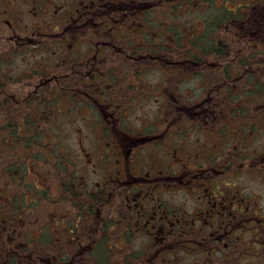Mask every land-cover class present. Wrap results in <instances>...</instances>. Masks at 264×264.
Listing matches in <instances>:
<instances>
[{
    "label": "flooded vegetation",
    "instance_id": "flooded-vegetation-1",
    "mask_svg": "<svg viewBox=\"0 0 264 264\" xmlns=\"http://www.w3.org/2000/svg\"><path fill=\"white\" fill-rule=\"evenodd\" d=\"M151 1L0 0V6L2 9L5 8L6 12L4 19L0 14V59L10 53L12 55L17 52L38 50L47 45L52 49L54 44H62L64 54L60 53L75 58L73 67L78 65L91 69L87 72L88 78L85 77L88 84L80 93L86 102L92 104L89 107L92 110L91 116H94L95 110H101L102 121L96 128L105 136L103 139L106 144L108 145L107 139L111 141L118 139V146L122 149V139H126L127 144L128 140L132 143L129 150L124 153L123 170L120 168L115 172L110 170L111 167L117 166L114 163L123 164L121 160H117L118 162L115 160V151H105L106 155L113 157L111 160L114 162L110 165H107V162L105 164V160H108L102 154V158H105L101 166L103 180L98 182L94 189L87 187L76 190L75 184L73 183V186L70 184V181L75 179L76 162L66 158L53 160L51 166L57 181L44 180L42 186H39L37 181L28 184L25 180L28 177L26 166L18 175L19 183L12 181L9 170L4 181L11 188L0 191V264H161L158 256L164 253L174 256L176 251L181 252L176 260L179 264L181 256H187L189 250L200 252L202 256H193V261L186 260L188 264H264V212L258 208L257 199L252 198L244 189L245 186H238L231 180L228 183H221L218 180L223 173L235 171L236 167L245 175V168L257 164L258 158L249 157L236 162L234 159L229 160L224 152H219L217 160L214 159L215 154H210L208 163L189 160L184 169L172 172L177 165L169 166L167 150L171 148L175 151L183 150V145L172 139L170 126L171 119L175 117L173 102L169 97L174 103L179 104L182 102L180 101L182 96L180 98L176 95L162 96L165 106H161L156 116H161L160 123L155 121L152 128L141 127L135 130L134 127L122 125L121 117L124 118V113L120 112L121 105H115L117 97H121L123 103L125 100L127 102L131 100L116 93L108 97L106 91L100 93L104 87L102 85L112 88L119 83L122 78L117 72L124 69L130 71L128 67L111 66L108 63L109 54L120 55L122 60L131 64V70L132 65L137 68L133 74H138L139 63L136 55L166 53L159 49L155 42L148 41L140 47L138 34L127 36L120 33L113 37L107 35L108 23L116 21L119 17L123 18L121 27L139 32V24L130 26L127 24L142 18L138 11L155 8L156 3H149ZM248 6L253 19L264 23V2L251 3ZM19 7L26 8L25 13L32 18V21L29 20L23 27L14 25L10 17L12 13L22 12ZM51 7H54L53 15L49 10ZM257 10L260 14H256ZM153 22L152 19L147 21V27L154 28ZM2 23L8 25L6 30L1 27ZM5 31H8V34ZM33 38L38 41L32 42ZM260 38L262 46L259 49L260 54L259 50L252 47L237 54L244 55V58L236 57V53L232 52L230 68L218 60L198 64L201 66L198 70L201 78L198 79V92L202 90L200 94L203 93L204 97L207 89L213 91L209 97L204 98L205 101L211 102H200L199 106L196 105L193 109L177 113L176 117L180 114V124L183 123L184 116H190L198 122L199 128L206 125L207 133L215 135L216 138L221 133L218 129L220 119L226 120L232 116L235 118L245 114L244 109L251 107L256 97L242 93L245 90L240 91L250 82L249 79L237 80L242 78H236V72L237 69L241 71V66H244L245 70L241 75L244 77V72L250 73L251 67L243 65L242 60H247L248 66L264 65L262 30ZM13 40L14 46L11 44ZM83 44H86L84 50L79 47ZM178 52L185 54L186 47L178 49ZM90 54L92 58L86 62H79V58L74 57ZM95 57L101 59V62H96ZM239 60L240 63H237ZM109 69H113L117 75L116 80L111 79L112 84L109 83ZM57 77L54 74L41 73L43 80L37 87L44 90L49 86L52 88ZM214 78L218 83L214 84L215 86L212 85ZM239 84H243V87ZM261 86H264V79ZM34 94L41 93L36 91ZM136 97L137 95L133 96ZM260 97L264 101V90ZM256 113H260V110ZM129 129L132 130L127 131ZM240 135L241 132L236 131L228 140L231 141ZM122 136L124 138H121ZM142 139L147 142L146 145L155 146L151 150L153 157L149 162L144 159L134 162L137 152L146 147L144 142H140ZM158 146H164L165 151L161 152L156 148ZM260 158L264 164V155ZM119 159L123 160V157ZM216 165L219 168H216ZM253 171L264 172V167L254 168ZM17 173L16 169L14 174ZM40 177L43 178L41 175ZM207 179L211 182L209 183ZM179 180L190 186L195 182L197 193L192 192L193 206L188 208L184 204L185 211L182 209V213L176 214V207L172 209L170 196L166 199V192L170 191L172 182ZM254 197L258 196L254 194ZM185 202L188 201L185 199ZM109 205L114 206L109 208ZM185 228L198 229L199 238L181 239L182 243L175 240L176 243L172 244L174 232L177 231L181 236ZM246 230H248L246 233L238 232ZM140 236L144 242H141ZM154 249L156 253L152 254ZM145 255L148 259L141 260Z\"/></svg>",
    "mask_w": 264,
    "mask_h": 264
},
{
    "label": "rangeland",
    "instance_id": "rangeland-1",
    "mask_svg": "<svg viewBox=\"0 0 264 264\" xmlns=\"http://www.w3.org/2000/svg\"><path fill=\"white\" fill-rule=\"evenodd\" d=\"M54 1L55 0H53V2ZM219 1L222 2V0ZM238 3L239 1L236 0L234 5L233 3L229 2L227 3L228 8H233L234 6L236 7ZM218 4L222 3L219 2ZM204 8L205 6L201 7V10H204ZM19 10H21L22 12L12 13L10 14V17L14 25L23 27L26 23H28L29 20L32 21V18H30L25 13L26 8L19 7ZM49 10L50 12L52 10L54 11V7H51ZM0 11V14L3 15L2 19H4V15H6L5 8L2 9V7L0 6ZM53 11L51 12V15H53ZM200 16L201 15L199 10L198 13H196L193 11V9H188L187 15H182L181 17L186 21L187 24L192 25L197 21V19L200 18ZM10 17L6 18L9 19ZM1 27L6 30L8 28V25L2 23ZM260 29L261 27L259 22H254L253 26H250L249 28V35L253 37L248 42H250L251 47L255 50H259L261 47V38L259 36ZM242 31L243 26L240 23L226 24L221 31L225 36V41H223L225 49L224 51L222 50V53L226 52L225 56L221 58L208 56L204 57L201 62L211 63L218 60L220 63L224 64V66H228L227 68H230L229 63L231 62L233 57L231 53L234 50V40L236 39L235 42L239 43H248L247 40H245L246 38L244 39ZM5 32L8 34V31ZM1 34H3V32ZM37 41L38 40L34 38L32 39V42ZM95 41H93L94 45ZM11 44H13V46L15 45L14 40ZM38 45L39 44H37V46ZM41 45H43V43H41ZM165 46L171 48L167 44H162L161 49ZM79 47H82V49L84 50L86 48V44H83V46ZM63 49L64 46L62 44H54L52 49H50L47 45L45 47H41V49L38 50H29L19 53L17 52L13 53L12 55L10 53V55L7 56L4 55L3 58L0 59V102L3 103L2 107H0V111L4 110L8 114H10L9 111L11 110L22 109V112L25 113L26 107L28 108L30 103L35 102L34 92L44 91L37 87V84H41L43 80V78H41V73L57 75V79L53 82L54 86L52 88L51 86L46 88L48 92L52 93L51 98L54 97V99L59 102V97H61L59 105H56L53 108L51 115H49L51 119L49 120L50 123L48 127L54 126L55 132L51 134L50 137L48 135L44 137V141H46V144H43V146L49 147V144L51 143V145L58 147L59 151H63L66 153V159L74 160L76 162L74 168L75 179H73V181H70V184L72 186L73 183L75 184L76 190H81L87 187L88 189H94L97 187L98 182L103 180V178L101 177V169H103V167L101 166L103 165L102 160L105 158H102V154L108 160H105V164L107 162V165H110L114 162V160H111L113 159V157H110V155H106L105 151H115V160H121V163L123 164L114 163L117 166L111 167L110 170L112 172H115L118 168L123 170L124 153L129 150L132 143L128 140L127 144L126 139H122L121 144L123 145V148L121 149L118 146V139L111 141L106 138L108 143L107 145L103 139V137L105 136L100 134L99 130L95 127L94 124V122L98 124L99 119H97V121H93V116L86 114L89 109L88 104L84 102V97L81 96L83 94H80V96H78L77 99L73 102H69V100L63 101L69 95L68 90L65 89L64 91V86H66L67 82V78L64 77V75L71 74L68 79L70 78L71 82L77 81V84H75V86L78 87L77 89L84 90L85 87H83V81L85 80L87 72L91 70L86 66L77 65L76 67H73L70 65H66L67 56L60 53L63 51ZM172 54L173 55L168 56L170 59L166 61L159 59V54L155 55V58L157 57V60L151 59V62H145L143 60L140 61L139 70L143 73L139 74L140 86L138 87V89L129 87L128 85L120 86L118 89L107 88V86H104L103 88H101L100 93L103 91H106L107 94L120 93L123 94L121 96H123L124 98H128V100H131L128 102L125 100L123 103V106H125L124 109H126L125 112L128 115L125 125L127 127H134L133 129L135 130L153 123L154 118L159 114V111L161 110V106L163 104V95L167 97H174V95H176L179 98L182 96L180 101L183 102L179 104H177L176 102L174 103V100L169 97V100L173 102V117H175V119H171L170 126V132L175 135L172 139L176 143H181L183 145V150L175 151V149L173 148H171V150H167L169 166L175 164L177 165L175 169L172 170V172H179L180 170L184 169L185 164H187L189 160L198 161L199 163H208L210 154H215L216 157H214V159L217 160V154L219 152H224L225 156H227L229 160L234 159L236 160V162L243 161L249 157H251L252 159L258 158V161H256L257 164H251L245 168V175H243L242 171L238 167H236L235 171L223 173L222 177L218 178V180L221 183H228V181L231 180L234 181V183L238 186H245L244 189L250 195H252L253 199H257L258 208L264 212V172L253 171L254 168L264 167L262 159L260 158V156L264 155V101L260 97V95H263L264 90V86H261L263 82L262 80L264 79V65L259 64L253 66L255 67L253 68L254 70L261 72V75H259L258 78L256 73L250 69L251 73L249 74V76H244L242 79H237L242 81L250 78V83H247V86L244 89L245 94L256 97V101L254 102V104L251 107L244 109L245 114H243L242 116H237L235 118H233V116L231 115L232 118L226 119L228 124L234 123L236 125L235 130L237 132H241V135L236 136V138L231 141H229L228 139L225 140V138H223L222 136L216 137L212 141H208L206 137L202 136L201 131L197 129L196 126L191 125L190 122L187 125H184L185 129L182 130V133L177 134V130L179 129L180 125V114H178V116L176 117L177 113L186 111L187 109H193L196 105L199 106L200 102H211V100L205 101L204 98L209 97L210 92L213 91H209L207 89V94L204 93L206 94L204 97L203 93L200 94L202 90L198 92L199 76L197 74V71L201 69V66H198V64H200L201 62H188L189 68L185 71H182L183 73H185L189 70L191 71L190 73L194 72L193 74L197 75L196 77H191V75H189L188 79L190 80V82L184 83L182 86H174L175 83L180 80L178 75H180V77L183 75V73L181 72L180 74L172 77L173 79H171L172 81L170 82V84L168 82L165 83L163 79L166 78V75L169 73H175L176 68L179 66L174 62H178L179 59H183L185 57V54H182L180 52L178 53V55H175L173 51ZM179 54L181 55L180 57ZM137 56H142V53L136 55V57ZM238 57L244 58V55L239 54ZM90 58H92V56H83L82 60L81 57H79L81 61H89ZM95 61L101 62V59H97L95 57ZM146 63H151L152 68L150 71L144 70V64ZM237 63H240V60ZM127 67L131 70V64H129ZM53 68H55V70H53ZM132 68L133 70L137 69L134 68L133 65ZM126 73L127 72H125V74ZM219 75L221 77L223 76L221 74ZM221 77H219V79ZM79 84H81V86H79ZM214 84H218L215 82V78L212 80V85L215 86ZM212 85L210 86V88H212ZM95 94L98 95V93ZM136 95L137 97L133 98V96ZM78 98L80 99L79 102L77 101ZM259 110L260 113H256V111ZM108 115L111 116V114ZM97 116L98 118H100V121H102V117H100V110L97 112ZM227 128L229 127L227 126ZM37 129H41V126H37ZM130 130L132 129H129L127 131ZM130 133L132 134L133 132ZM231 134L232 132L229 133L230 137ZM121 138H124V136H122ZM199 138L202 141L200 145ZM140 142H144L145 144L146 141L142 139L140 140ZM145 146L146 147L141 148V150L134 156V162H136L138 159H144L149 162L152 159L153 153L151 150H153L155 146L151 147L146 144ZM156 148L161 152L165 151L164 146H158ZM2 154L4 156L6 154V151ZM44 154L45 152L43 150L40 153L39 157H36L32 153V155L30 154L27 158L25 164L28 177L25 180L28 182V184H31L32 181H37L36 183L39 186H42V181L44 180H46L45 182H52L53 180L57 181L56 177L54 176V170H52L51 164H46L47 161ZM237 154H241V156H238ZM120 157H123V160L119 159ZM55 159L56 157L52 156V160ZM91 160L92 162H90ZM40 162H43L45 165H41ZM3 163H5V158L0 159V166ZM235 166L236 165H232V167ZM147 167L149 168V166H146V168ZM166 167H168V164L166 165ZM216 168H219V166L216 165ZM5 175V173L0 171V178H3L0 180V191H5L7 190V188H11L10 185L7 186L5 184ZM40 175L43 176V178L40 177ZM29 177H31V179ZM45 177H47V179H45ZM207 180L209 183L211 182L209 179ZM60 182H62L61 178ZM192 184L193 186L186 185L180 180L172 182L170 191L166 192V199L170 196V206L172 207V209L173 207H176V214L182 213L184 204L188 208H191L193 206L191 205L193 200L192 192L197 193V186L195 182H192ZM254 194L258 197H254ZM185 199L188 202H185ZM113 206L114 205H109V208H112ZM179 206H181L182 208H179ZM106 209H108V206ZM183 211H185V209H183ZM238 232L246 233L248 232V230ZM181 233H183V231ZM247 236L249 237L250 234H247ZM140 239L141 242H144V239H142L141 236ZM176 252L177 253L174 256L173 254L164 253L157 258L159 259L161 264H177V256L181 252ZM193 256H202V253L189 250L187 256H181L179 264H185L188 260H190V262L193 261ZM241 261H244V259H241Z\"/></svg>",
    "mask_w": 264,
    "mask_h": 264
},
{
    "label": "trees",
    "instance_id": "trees-1",
    "mask_svg": "<svg viewBox=\"0 0 264 264\" xmlns=\"http://www.w3.org/2000/svg\"><path fill=\"white\" fill-rule=\"evenodd\" d=\"M163 1V2H162ZM227 1L229 3L230 1L235 0H222ZM239 1L237 7L235 10H231L228 8V4H218L221 1L219 0H171L170 2L164 1V0H152L149 3H156L155 8L147 11V10H141L138 11L140 18L139 20H134L131 22H128L127 25L131 24H139V32H135L133 30H130L129 28L121 27V20L123 18L119 17L116 19V21H112L108 23L107 27V35L108 36H117V34L123 33L127 34V36L131 35L134 36L135 34L139 35V45L142 47L145 42H155L157 43V46L159 49H161L162 44L166 43L168 47L162 48L166 53L165 54H159V59H162L164 61L170 59L168 56L173 55V51L175 55H178V49H182V47H187V55L188 58L179 59L177 63L179 68H176L175 73H169L166 75V78H164L165 83L170 84V79H173L172 77L180 74L182 71H185L188 69V62L197 63L201 62L204 57H208L209 54H213L214 57H223L225 56L226 52L222 53V50L224 51V43L225 36L222 34V29L226 24L230 23H240L243 26V36L244 39L247 40V36L249 35V28L253 24L251 20L253 17L251 15H246L247 12H250L248 4H256L260 1L264 0H236ZM248 1V2H247ZM162 4V5H161ZM148 5V3L146 4ZM142 6H140V9H142ZM205 6L204 10H201V7ZM188 9H193L194 12L198 13V10L200 12V18L197 19L195 23L192 25H189L186 23V21L181 17L182 15H187ZM256 14H260L259 11H256ZM154 20L153 25L154 28L147 27V21ZM144 26V27H142ZM133 28H137L136 26H133ZM111 29V30H110ZM240 31V30H239ZM234 40V50L233 52L236 53V57H238V53L241 49H244L246 46H248V43L246 42H235ZM165 44V45H166ZM157 49V51L159 50ZM158 54V53H157ZM92 54L88 55L91 56ZM155 55H148V54H142V56H137L138 63H139V69H140V61L143 60L145 62H149L151 59H156ZM67 56V64L66 65H72L73 62H75L73 59L70 58L71 55ZM181 55L179 54V57ZM76 58L81 57V60L83 58V55H76L74 56ZM108 63L111 64L113 67H120L124 66L127 67L129 63L125 60L121 59L120 55H108ZM80 60V59H79ZM79 61V62H86V61ZM152 61V60H151ZM150 61V62H151ZM247 60H242L241 63L243 65L248 66ZM245 62V63H244ZM145 68L144 70L150 71L152 68L151 63L144 64ZM146 65H151V67H148ZM246 67V68H247ZM245 67L241 66V71L244 70ZM228 70V69H227ZM134 70H120L117 72L118 76L120 75V78H122L118 84H116L113 88L118 89L120 86L128 85L129 87H134L138 89L140 78L139 74H142V71H138V74H133ZM146 71V72H147ZM237 69L236 74L241 72ZM125 72H127L125 74ZM191 71H186L183 73V75L180 77L179 82L175 83V86H182L184 83L190 82L188 79V76L191 75V77H196V74H193L194 72L190 73ZM197 74H199V71H197ZM110 80L109 83L112 84L111 79L116 80L117 76L113 69H109ZM113 76V77H112ZM176 76V77H178ZM199 76V75H198ZM175 77V78H176ZM198 79H201L198 77ZM192 80V79H191ZM177 81V80H174ZM84 83V81H83ZM121 84V85H120ZM62 86V85H61ZM105 86V85H102ZM68 90L69 95L66 99L63 101L73 102L77 99L80 94L76 93L72 90V87L70 83H66V86H64V91ZM177 89V88H176ZM44 90V89H42ZM48 91H40L39 93L34 96L35 102L30 103L29 107H26L25 113L22 112V109L20 110H11L9 111L10 114H8L6 111L1 110L0 111V159L5 158V163H3L0 166V171L7 174V172L10 170L12 181L20 182V177L18 176L21 172V169L26 166L25 162L29 155L32 153H35L36 157H39L40 153L44 150L45 152V159L50 160L51 156L56 157V161L59 159H63V155L61 156L59 154V151L55 153L51 152L50 146L44 147L43 144H46V141H44V137L48 135L50 137L51 134H53L54 126L49 125V120L51 117V112L53 111V108L57 105H59L61 97H59V102L51 98L52 93H47ZM75 92V93H74ZM117 95H123L120 93H116ZM82 96V95H81ZM109 94H107L106 97H108ZM78 100H80L78 98ZM77 100V101H78ZM169 102V100H167ZM84 102H86L84 100ZM183 102V101H182ZM181 102V103H182ZM88 103V109L92 112V110L89 108L91 102ZM123 104V99L121 97L116 98L115 105L120 106ZM163 103L162 105H164ZM3 103L0 102V107H2ZM165 106V105H164ZM125 106H122L120 108V112L123 111L124 118L121 117V122L126 123L127 113L125 110H123ZM113 110V109H112ZM95 111H99L98 109ZM122 116V114H121ZM160 117H156L153 123H150V125H147L145 127H153L155 125V121H158L157 123H160ZM185 117V116H184ZM187 120L185 119L183 123L179 125V129L177 130L178 133H182V130L185 129L184 125L186 124ZM191 125L196 126L197 129L203 130L204 137L207 138L208 141H212L215 138V135L208 134L205 130V126H202V128H199L198 122L192 118V120H189ZM41 126V129H37V126ZM229 126V125H228ZM46 129H45V128ZM43 130V131H42ZM175 135L172 134V137ZM44 141V142H43ZM202 143L200 139V144ZM33 150V151H32ZM6 151V154L3 156V152ZM24 164V165H23ZM23 166V167H22ZM17 169V174H14V171ZM59 182V181H58ZM187 229V230H186ZM198 229H190L185 228V231H183V234L179 236V233L175 231V235L172 236V244H175V240H179V243H182L181 239H191L193 237H198ZM169 249V248H167ZM143 249H141V255L143 254ZM156 253V249L153 250L154 254ZM148 259V256H142L141 260Z\"/></svg>",
    "mask_w": 264,
    "mask_h": 264
}]
</instances>
